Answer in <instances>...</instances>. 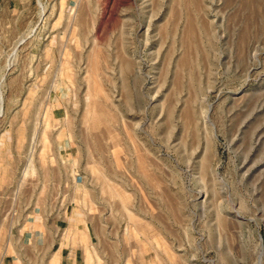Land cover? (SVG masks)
<instances>
[{
    "label": "rangeland",
    "instance_id": "rangeland-1",
    "mask_svg": "<svg viewBox=\"0 0 264 264\" xmlns=\"http://www.w3.org/2000/svg\"><path fill=\"white\" fill-rule=\"evenodd\" d=\"M73 212L84 264H264V0H0V264Z\"/></svg>",
    "mask_w": 264,
    "mask_h": 264
},
{
    "label": "crops",
    "instance_id": "crops-1",
    "mask_svg": "<svg viewBox=\"0 0 264 264\" xmlns=\"http://www.w3.org/2000/svg\"><path fill=\"white\" fill-rule=\"evenodd\" d=\"M52 228L57 235L51 242L50 257L57 252V264H84L86 247L94 237L91 222L73 212L67 217L54 218Z\"/></svg>",
    "mask_w": 264,
    "mask_h": 264
},
{
    "label": "bare ground",
    "instance_id": "bare-ground-1",
    "mask_svg": "<svg viewBox=\"0 0 264 264\" xmlns=\"http://www.w3.org/2000/svg\"><path fill=\"white\" fill-rule=\"evenodd\" d=\"M28 34H26V36H27ZM24 39H25V37H23L21 40H20V42H23L24 41ZM263 256V249L260 251V257H262Z\"/></svg>",
    "mask_w": 264,
    "mask_h": 264
}]
</instances>
